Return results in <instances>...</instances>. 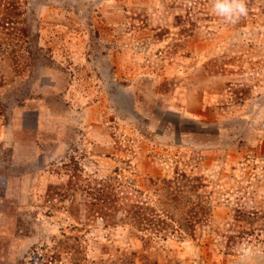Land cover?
<instances>
[{
    "label": "rangeland",
    "instance_id": "1",
    "mask_svg": "<svg viewBox=\"0 0 264 264\" xmlns=\"http://www.w3.org/2000/svg\"><path fill=\"white\" fill-rule=\"evenodd\" d=\"M0 0V264H264V0Z\"/></svg>",
    "mask_w": 264,
    "mask_h": 264
},
{
    "label": "clouds",
    "instance_id": "2",
    "mask_svg": "<svg viewBox=\"0 0 264 264\" xmlns=\"http://www.w3.org/2000/svg\"><path fill=\"white\" fill-rule=\"evenodd\" d=\"M212 9L230 22L247 14L245 0H212Z\"/></svg>",
    "mask_w": 264,
    "mask_h": 264
}]
</instances>
